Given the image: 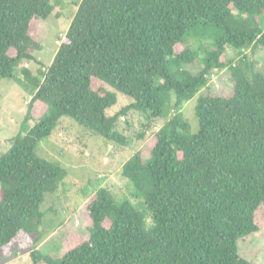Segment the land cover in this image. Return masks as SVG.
Wrapping results in <instances>:
<instances>
[{"label":"trees","instance_id":"trees-1","mask_svg":"<svg viewBox=\"0 0 264 264\" xmlns=\"http://www.w3.org/2000/svg\"><path fill=\"white\" fill-rule=\"evenodd\" d=\"M54 14L55 0H0V78L20 70L33 92L19 136L0 154L3 260L31 251L47 264H253L239 243L264 224V73L245 51L264 49V0H81L50 65L20 69L43 49L38 22ZM210 27L221 34L199 43L197 31ZM224 69L233 92L200 95L193 133L182 109ZM120 95L129 104L109 115ZM37 104L46 111L31 126ZM130 110L167 119L148 155L122 169L146 211L99 187L86 205L88 238L58 261L44 258L42 206L67 170L38 154L40 141L67 118L125 145L117 124Z\"/></svg>","mask_w":264,"mask_h":264},{"label":"rangeland","instance_id":"rangeland-1","mask_svg":"<svg viewBox=\"0 0 264 264\" xmlns=\"http://www.w3.org/2000/svg\"><path fill=\"white\" fill-rule=\"evenodd\" d=\"M81 0H55V14L47 20L38 22L37 37L43 49L35 53L36 60L23 62L20 66L28 67L32 74L44 65L48 67L56 55L60 40L64 37L70 23L76 14ZM264 28V16L261 20ZM221 30L210 27L199 29L196 39L205 45L214 41ZM186 38V42L196 45ZM182 47L178 48L180 51ZM246 54L255 63L257 72L264 73V49H247ZM234 52L228 51V58H233ZM196 73L201 66H187ZM20 70L16 79L0 78V154L7 152L14 137L19 136L21 123L26 115L27 107L32 99V87L24 81ZM234 86L228 69L214 71L209 84L190 101L183 109L184 117L190 122L193 133L199 130V122L195 114L200 95L228 96ZM129 101L123 95L119 96V104L110 110L114 115ZM46 111V107L37 104L34 117L30 121L34 126ZM166 118L154 119L148 122L141 112L130 110L120 118L117 130L127 138V144H110L97 135L83 130L74 121L63 118L53 134L38 145V154L48 160L55 161L67 170V176L59 183L55 193H47L42 206L44 218L40 226V241L38 250L44 258L60 260L67 249H70L88 238L87 227L90 218L87 213V203L99 187L107 188L119 201H132L141 212L146 211L143 199L135 193L131 182L122 174L124 163L135 153L148 155V144L153 135L166 123ZM144 137H140L141 134ZM22 136V135H21ZM22 138V137H20ZM18 139V138H17ZM19 141V140H18ZM148 224H152L147 216ZM240 254L253 264H264V224L261 231L253 234L239 243ZM0 264H47L44 259L35 263L31 251H26L9 261H4L0 253Z\"/></svg>","mask_w":264,"mask_h":264}]
</instances>
